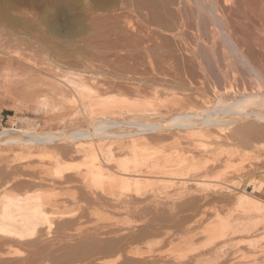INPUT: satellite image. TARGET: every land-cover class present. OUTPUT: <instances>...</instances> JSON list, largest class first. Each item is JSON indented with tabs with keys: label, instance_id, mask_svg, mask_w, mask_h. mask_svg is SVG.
Listing matches in <instances>:
<instances>
[{
	"label": "bare ground",
	"instance_id": "6f19581e",
	"mask_svg": "<svg viewBox=\"0 0 264 264\" xmlns=\"http://www.w3.org/2000/svg\"><path fill=\"white\" fill-rule=\"evenodd\" d=\"M72 5L93 26L107 23V70L84 56L93 39L82 18L68 19V34L82 37L65 51L37 37L43 22L59 35L56 19L21 6L18 20L0 17V93L23 95L57 122L0 132V153L20 151L0 154V264L99 253L116 257L109 264H211L224 253L218 243L264 235V0ZM35 45L47 52L32 56ZM95 208L107 222L93 225ZM208 209L214 220L196 232ZM122 216H137L136 230Z\"/></svg>",
	"mask_w": 264,
	"mask_h": 264
},
{
	"label": "rangeland",
	"instance_id": "374dc122",
	"mask_svg": "<svg viewBox=\"0 0 264 264\" xmlns=\"http://www.w3.org/2000/svg\"><path fill=\"white\" fill-rule=\"evenodd\" d=\"M4 1L5 0H1L0 1V4H1V6H0V17H5V13H6L9 17L12 16L13 19L18 20L19 17L15 13V9H17L18 7L21 6L20 7L21 9L22 8H26V7L27 8H30L31 7L29 10L31 12H33V13L35 11L36 12L39 11L38 13L40 14V19L41 18L42 19L44 18L46 20L52 19V18L56 19L57 20V21L55 20L56 23H58L60 25V27H61V31H60V34L59 35H57V34L55 35V34L51 33L50 26L48 24H45V22H43V24H42L43 31L40 32L41 37L38 36V35H37V37L41 41H46V42H53V41H55L56 42L55 45H61V44L67 43V45H65V48H64L65 51H68L70 49L69 48L70 45H68V44H70V43L73 44V42L75 43L76 41L79 40L80 37H82V36H75L76 34L75 35H69L68 34V32H67V24H68L67 22H68V19H71L72 16H73L72 19H79L80 20L82 18L84 21H82V19L80 21H81V24L85 28L83 30V32H84L83 33L84 34L83 37L84 36L85 37H92L91 39H93L92 40L91 48L89 46L87 47V45H85L84 43H82V45H84V47H85V48H83L84 49V56L86 55V57H87V54H90V52H93L92 55H94L93 56L94 60L91 58V60H92L91 62H93V61L95 62V66L94 67H99L100 66V67H104L107 70V67H105L106 64H107L106 63V61H107V54H105V53H107V50H105V49H106L107 46L104 44L105 39L102 37V35L99 32L100 29L107 30V23L106 22L103 23L104 27H103V25L100 26L99 28L93 26L90 23V21L87 20V19H89L88 13H86V11L84 9L82 11V9L79 10L74 5H72L73 0H67V1H69L67 3L70 4L68 7L71 6V8H68L69 10L67 9V6L66 7L64 6V8H63V6L60 7V6H56L55 4H53L55 0H6L5 2ZM70 1H71V3H70ZM2 3L4 4V7H3V4ZM39 8H41V10L43 12ZM3 10H4V12H3ZM9 11H10V13H7ZM78 12H79V14H78ZM43 13H44V15H43ZM53 15H55V16H53ZM82 15H84V16H82ZM23 21L24 20L22 18L19 19V23H20L19 26L22 25ZM103 21H104V19H103ZM88 23H89V25H87ZM43 43L46 44L45 42H43ZM78 44H79V42H78ZM78 44L75 43V45H73V46H77ZM92 46H93V48H92ZM100 46H104V47H102L104 49H102ZM45 47H47V46L41 47L39 45H37V46L35 45L34 47H32V48H30L28 50L29 51L28 53H30L32 56H34L35 54H37L38 51L39 52H43V51H46L47 52V49H43ZM96 48H97V50H96ZM100 48H101L102 51L100 50ZM85 49H88V50H85ZM90 50H92V51H90ZM95 50L96 51L100 50V51L96 52ZM98 54H101V55H98ZM102 56H103V58H102ZM61 72L65 74L64 69ZM36 76H37V79L40 77V78H42L40 80H45L43 77H41L42 75H39V76L36 75ZM13 99H14V101H13ZM24 100L25 99L23 98V95H20L19 93H18V96H16L15 94L13 95V94H11L9 92H5V91H3V92L0 93V132H3L5 129H12V128H16V129H27V130H32V131L37 130L38 131V130H43V129L51 128V127H53V124L56 125L57 122H53V121L50 120L51 114L47 110V108L45 109L43 106H39V105L26 104V103H24ZM21 105L23 106L24 109L22 108ZM27 105H29V106H27ZM32 122H35V123L33 124ZM33 126H34L35 129L33 128ZM29 127H30V129H28ZM19 153H20V151L18 150V147H15V149H13V148L11 149L10 147H7L0 154L3 157H8V158L11 159L16 154H19ZM11 156H13V157H11ZM77 159H80V157H78ZM77 159H74V160H77ZM78 161L80 162V160H77V163H78ZM72 162L76 164V161L75 162L72 161ZM87 214L90 215V216L88 215L89 219L92 222L94 221L93 225L94 224L96 225V223L99 220L101 222H104V221L107 222V219H104L103 218V217H107V212L102 211L101 209L99 210V208L98 209L95 208V210L94 209L89 210V211H87ZM215 214L216 213L214 211H212L211 209H208V214L204 217V220L198 226L196 232H202L203 229L206 227V225H208V223H210L212 220H214ZM111 217H112V214H111ZM85 220H86V225L87 226H89L92 223L89 220V222H91L89 224L88 220L87 219H85ZM85 220H84V222H85ZM117 220H121L122 222H129L130 221V224L133 227H135V225H137V226L139 225V221H137L138 220V217L137 216H131L129 218L126 217V216H124V217L122 216V218L117 217ZM136 227L134 228V230H136ZM54 228H55V226H54ZM52 231L54 232V229ZM154 239L153 238H150V240H148V241L146 240L145 243H147V244L143 243V245L140 247L141 249L138 248V251L139 252L146 253L148 251L150 245L151 246L154 245L157 242V240H158V239L157 240L155 239L156 240L155 241ZM239 240L241 241V239H239ZM239 240L236 239V240H234V242L233 241L226 240V241H223V242L218 243L220 249L222 247L221 250L224 251V253H226V251H227V253L224 254L222 252L221 253L222 255L219 253L218 256L216 257V259H213L214 257H212V256H214V255H212V254H209V256L208 257H205V258H210L211 260L213 259L214 260V263H211V264H223L224 261L226 262L230 258H231L230 260H232V259L234 260L235 259L234 260L235 261L234 264H260V263H262L264 261L263 260L264 259V255H263L264 254V235H261V236H258L257 238H254L253 241H251L249 239L248 240L247 239H243L242 242H238ZM135 244H137V243H134V245ZM254 244H255V246H253ZM257 244H258V246H257ZM136 246L137 245L133 246L134 250H136L135 249ZM173 248H174L173 245H171V247L170 246H167L164 251L166 253H169V252L173 251ZM253 249L255 250V252H254ZM57 254L60 256L62 254V252H59ZM99 254H100V256H99ZM99 254H94V255H91L89 257H86V256L81 257V258H79V262H77L76 264H109L110 262H112L116 258V257L107 256V253H105L103 255H101V253H99ZM255 254H259V255L256 256ZM62 255L60 257L59 256L58 257L61 258ZM219 256H220V258H218ZM259 256H260V258H259ZM112 258H114V259H112ZM94 259H95V261H94ZM131 259H133V258H131ZM204 263H200V264H204ZM205 264H207V263H205ZM263 264H264V262H263Z\"/></svg>",
	"mask_w": 264,
	"mask_h": 264
}]
</instances>
